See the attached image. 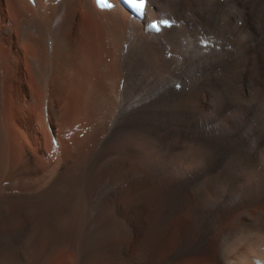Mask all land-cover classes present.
Wrapping results in <instances>:
<instances>
[{
	"label": "bare ground",
	"instance_id": "bare-ground-1",
	"mask_svg": "<svg viewBox=\"0 0 264 264\" xmlns=\"http://www.w3.org/2000/svg\"><path fill=\"white\" fill-rule=\"evenodd\" d=\"M55 1L0 0V264H264V0Z\"/></svg>",
	"mask_w": 264,
	"mask_h": 264
},
{
	"label": "rangeland",
	"instance_id": "rangeland-1",
	"mask_svg": "<svg viewBox=\"0 0 264 264\" xmlns=\"http://www.w3.org/2000/svg\"><path fill=\"white\" fill-rule=\"evenodd\" d=\"M56 2V3H55ZM53 3L54 6H57L59 4V0L55 1ZM82 115H80V118L77 119L78 123L76 124L75 126V132L77 135H80L81 138H83L86 134V127H87V122L84 121L83 117H81ZM46 118L48 120V112L46 113ZM81 120V121H79ZM48 127V130L50 134V138H51V135L54 136L53 134V129L51 128L50 125H47ZM51 130H50V129ZM72 134L74 135V132L73 131H70L66 134V138H64V140L66 141H70L72 138ZM85 134V135H84ZM40 138L42 137L40 134H39ZM56 138V140H58V144L57 146L53 147L52 143H51V139L49 140V142H47V145L43 146L42 150H43V153L46 157V160L49 162V161H53L54 159V155L52 156L53 152L55 151V157L57 155V153L61 150L62 148V141L60 142V138H58L57 136H54ZM42 139V138H41ZM46 146H49V148L47 149ZM45 147V148H44ZM61 147V148H60ZM52 148V151L50 150ZM47 151H45V150ZM56 149V150H55ZM50 152V153H49ZM50 155H48V154ZM48 155V156H47ZM81 186H73L72 187V195L74 197H77L78 196V193L77 191L80 189ZM118 189L119 190H125L126 189V185H123V186H118ZM116 197V193L109 187H106V188H102L97 194H95L94 196H92L91 198L89 199H81V201L79 199H74L76 201H78V203H75V205L78 206V208H80L82 210V212L86 215H88L89 217L92 218L91 221L93 222H97V218H100L103 216V214L105 213V211L107 210V208L110 206V204L112 203V201L114 200V198ZM73 202V201H72ZM71 261V256L69 254H63L61 255L60 259H59V264H66L68 262Z\"/></svg>",
	"mask_w": 264,
	"mask_h": 264
},
{
	"label": "snow or ice",
	"instance_id": "snow-or-ice-1",
	"mask_svg": "<svg viewBox=\"0 0 264 264\" xmlns=\"http://www.w3.org/2000/svg\"><path fill=\"white\" fill-rule=\"evenodd\" d=\"M130 3L136 4L138 8H143L144 7V2L145 0H129ZM110 6V5H109Z\"/></svg>",
	"mask_w": 264,
	"mask_h": 264
}]
</instances>
